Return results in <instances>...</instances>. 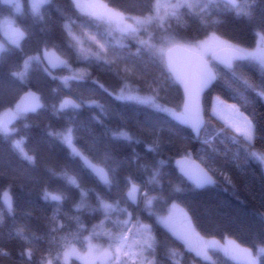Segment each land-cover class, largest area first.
Listing matches in <instances>:
<instances>
[{"label":"snow or ice","instance_id":"1","mask_svg":"<svg viewBox=\"0 0 264 264\" xmlns=\"http://www.w3.org/2000/svg\"><path fill=\"white\" fill-rule=\"evenodd\" d=\"M0 6V264H264V0Z\"/></svg>","mask_w":264,"mask_h":264},{"label":"trees","instance_id":"2","mask_svg":"<svg viewBox=\"0 0 264 264\" xmlns=\"http://www.w3.org/2000/svg\"><path fill=\"white\" fill-rule=\"evenodd\" d=\"M104 2H106L109 6H112V7H115L116 6V3L118 2V0H103ZM2 7V6H0ZM77 14L80 15V16H87L86 13H83L81 12L80 10H77ZM2 17V16H0ZM258 37H256L254 39V41L249 44L248 42H245L242 44V46H245V47H251L253 46L256 41H257ZM83 65H74V67H82ZM54 74H58V75H70L69 72H67L66 70L61 72L60 70H54ZM100 80L102 83H105L108 81V78L103 75V74H100ZM213 95H220V97L222 99H228L226 96H224L222 93H220L219 91L213 93ZM43 102V101H42ZM228 102H234V101H231L229 100ZM243 110V109H242ZM247 114V113H246ZM208 117L206 116L205 119H207ZM212 124L213 125H216L217 124V120L213 119L212 120ZM196 147H198V145H196ZM189 151L191 152V156L194 157L195 159H198L197 157V153H196V150H195V147H192V146H189ZM200 162V161H199ZM254 164L256 162H253ZM173 167H175V164L173 163ZM258 179V177H257ZM220 198H224V194L223 193H220L218 195H215L213 193H206L203 197H201V199L203 200H206L209 204H216L218 202V200ZM177 203L181 204L182 206L185 207V205H183L180 201H177ZM202 235L204 236H207V237H218V238H232L234 240H236L239 244L247 247L248 245L244 244L241 239L239 238L238 234H236L235 232L233 231H229V230H223V231H215V230H204V229H201L199 227L196 228ZM183 251L185 252H188L187 248L185 247L183 249ZM192 256L193 254L188 252V255L187 257L183 260V264H190V261L192 259ZM239 261H236V260H233L232 258L230 257H227V256H224V255H220L219 256V261L216 263V264H243V263H238ZM203 264H214L212 262H203Z\"/></svg>","mask_w":264,"mask_h":264},{"label":"rangeland","instance_id":"3","mask_svg":"<svg viewBox=\"0 0 264 264\" xmlns=\"http://www.w3.org/2000/svg\"><path fill=\"white\" fill-rule=\"evenodd\" d=\"M37 3H39V0H36ZM80 3L82 4H102V5H107L108 7H112L109 6L106 2H104L103 0H80ZM83 13L87 14V9H85V11H83ZM0 19H2V17H0ZM259 44V37L256 41V43L251 46V47H246V48H250V49H254L255 47H257ZM242 46V45H241ZM245 47V46H242ZM222 99V98H221ZM232 103V102H229ZM179 205V207L184 208V206H182L181 204L177 203ZM196 232L199 234V237H193V244H203L206 241H215V245L211 246V251L208 252V259L203 260V262H212L214 264H216L219 261V256L220 255H224L227 257L232 258L233 260L239 261L238 263H243V257L242 255L239 258L234 259L232 256L230 255H226L224 249L226 247H228L229 241H235L236 244H239L236 240L232 239V238H218V237H207L202 235L197 229ZM241 245V244H239ZM242 247H245L243 245H241ZM193 256L195 255V253H192ZM202 259V258H201Z\"/></svg>","mask_w":264,"mask_h":264},{"label":"water","instance_id":"4","mask_svg":"<svg viewBox=\"0 0 264 264\" xmlns=\"http://www.w3.org/2000/svg\"><path fill=\"white\" fill-rule=\"evenodd\" d=\"M177 57H178V59H183V54L182 53H177ZM190 70L194 72L195 71V66H193ZM41 103H43V102L41 101ZM177 159H179V157H177ZM191 162H195L197 164L200 163L197 159H195L192 156L190 157V160L188 161V163H191Z\"/></svg>","mask_w":264,"mask_h":264}]
</instances>
